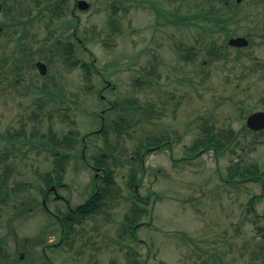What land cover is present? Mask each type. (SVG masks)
Returning <instances> with one entry per match:
<instances>
[{
	"label": "rangeland",
	"instance_id": "1",
	"mask_svg": "<svg viewBox=\"0 0 264 264\" xmlns=\"http://www.w3.org/2000/svg\"><path fill=\"white\" fill-rule=\"evenodd\" d=\"M63 1L45 0L38 8L28 1L32 15L39 13L23 34L25 42L22 38L31 60L48 65L42 81L52 79L59 88L43 85L41 95L33 86L28 89L38 74L27 66L26 96L10 103L0 94V194H7L0 201V264H264L258 229L264 227V185L259 177L244 179L233 171L235 162H242L264 172V130L246 126L250 112L264 110V0H86L91 7L78 10V26L69 8L49 22L41 5L60 11ZM112 7L122 10L113 17ZM208 10L216 18L237 11L240 20L216 24L203 19ZM226 24L228 30H220ZM76 26L82 44L72 34ZM9 31L17 41L20 30ZM237 35L250 44L230 46L228 39ZM210 41L220 47L214 51L218 57L208 55ZM11 43L6 47L0 41V54L10 52ZM142 77L151 80L145 87L136 85ZM46 91L61 93L60 101ZM125 99H138V110L118 103ZM103 109H108L104 128L107 119L118 121L121 115L133 126L122 134L110 128L106 135L104 129L97 133ZM144 112L154 114L148 119ZM24 118L27 131L39 127L49 143L52 135L72 132V146L57 147L67 155L65 167L54 166L55 156L39 137L14 144L16 153H3L9 146L3 135L7 126L18 127ZM229 131L242 143L219 153L202 143L209 133L222 140ZM77 136H85V142ZM146 136H168L173 142L170 150L163 140L161 148L142 155L143 165L136 153ZM105 158L115 180L111 196L101 212L64 234L65 240L76 239L72 247L56 246L62 227L42 209L39 188L46 180L40 178L59 173L67 186L60 192L76 206L95 187V171L86 161L98 167L102 160L98 172L105 179ZM132 175L136 186L130 188ZM26 182L33 184L11 189ZM135 189L138 196L131 202L126 196ZM145 197L150 201L142 205ZM58 203L50 198L46 205L53 211ZM131 207L137 209L136 235L125 226Z\"/></svg>",
	"mask_w": 264,
	"mask_h": 264
},
{
	"label": "flooded vegetation",
	"instance_id": "2",
	"mask_svg": "<svg viewBox=\"0 0 264 264\" xmlns=\"http://www.w3.org/2000/svg\"><path fill=\"white\" fill-rule=\"evenodd\" d=\"M28 1H30L31 5L33 6V8H36V6L38 5V3L40 2H44L45 0H0L1 4H2V8L0 9V12L3 11L4 12V19L3 21H0V27H1V31H0V35H4L6 34V37L3 38L0 37V41H2L4 46H11V42H14V45L11 47V51L10 52H6L4 51V54H0V94L2 95V98L7 102H15V100L18 102L21 101V97L26 96V84H24L27 79V66L28 68H30L31 70H33L34 68H36V72L38 74L37 78L34 79V75H32V82L29 84V88L31 89L32 86L34 88V92H39L40 95L41 93H43V85L45 86H56L57 83L55 81H53L52 79L48 81H42L43 75H41L37 69V62L39 60H31V58L28 56L27 51H26V45H25V38L23 37V33L22 31L24 30V28L28 27L29 25L32 24V19H34V17H36L38 15V12L35 15H32V10L30 5H28ZM53 3H56L57 1L60 0H50ZM79 1L80 0H64L63 1V5H58V9L61 11H66L67 13H69V11L71 12V15L76 16L77 18V26L79 25V15L78 10L80 12H83L80 8H79ZM73 3V6L70 8V4ZM46 4V3H45ZM45 9L44 12H46L47 17L49 18V22H52L55 15L53 13V10H57L56 8L54 9L53 5L50 7L48 5H46L45 7H43ZM69 8V11H68ZM49 9V10H48ZM52 10V11H51ZM26 15L28 16L26 18ZM51 17V20H50ZM47 18V19H48ZM48 22V23H49ZM9 29H14L15 31L17 29L20 30V34L17 36L18 40L16 41V37L15 35H12L11 33H9ZM22 38H24V42H22ZM79 42L82 44V40L79 39ZM1 45V44H0ZM1 47V46H0ZM8 49V48H7ZM1 51V49H0ZM29 57V58H28ZM29 61V63H28ZM35 66V67H34ZM34 71V70H33ZM35 72V71H34ZM48 76V75H47ZM46 76V77H47ZM39 80V81H38ZM48 83H50V85H47ZM31 87V88H30ZM17 98V99H16ZM248 117V116H247ZM27 119L24 118L23 120H21L19 123H17L18 127H14L12 125H8L7 126V137L9 138L8 140L5 138V141L9 142V149L11 150H4L3 153L7 154L9 152H13L16 153L18 148L16 149L12 147L11 144H16L20 143V140H27V138L24 136L27 133ZM38 120V119H35ZM19 124V125H18ZM97 133H100L99 130H97ZM34 133L38 136H41V132L39 130V127L36 126ZM35 135V136H36ZM85 136L82 137V141L85 142ZM18 141V142H17ZM166 144L164 143V145L168 146L167 150H170V147L172 146V139L169 137L168 139L165 140ZM154 150H157L159 148H161L162 146L160 145H155L153 146ZM11 153V154H13ZM100 157H102V154L100 155ZM87 163V168L89 169H93L95 171V175H94V179H95V187L93 192L88 196V198L86 200H84L81 203H78L76 206L72 205V198L71 197H66L64 196L59 189H63V188H67V186L65 184H63L62 178L60 179H56L55 183H53L52 185L55 186V188H53V190L49 191V193H47V197L48 196H52L53 199H55V201H57V203L60 201L61 203H58L56 205L55 210H50L49 208H47V210L54 216V218L59 222V224H61L62 230H61V238L60 241L58 243H56V246H61V243L67 242L70 244H74L75 243V238L73 236V238H67L65 240V235L64 234H68V232H74V226H75V221L78 220L81 216L77 215V213L79 212V207L81 205H92L93 207H99L102 205L101 201H102V196L105 193V189L102 188V175H99L100 170H102V160L100 162V165L98 167L96 166H92L90 163ZM111 176V175H110ZM132 187L136 186V184L134 183L133 185H130ZM129 186V187H130ZM21 189V187H20ZM131 197L128 198L127 196V200H130L131 202H134L135 198L138 196L137 194V190L135 189V193H130L128 194ZM149 198H140V203H145V202H149ZM63 205V206H62ZM138 208H144L142 206L137 207ZM131 208H129L130 211ZM101 212V211H100ZM133 216V215H132ZM133 219L129 222L126 223L127 225L125 226H131L133 229L132 232H135V226L136 224H138L137 222V218L135 219V223L132 222ZM69 232V233H70ZM63 242V243H64ZM62 243V244H63Z\"/></svg>",
	"mask_w": 264,
	"mask_h": 264
},
{
	"label": "trees",
	"instance_id": "3",
	"mask_svg": "<svg viewBox=\"0 0 264 264\" xmlns=\"http://www.w3.org/2000/svg\"><path fill=\"white\" fill-rule=\"evenodd\" d=\"M221 3H224V1L225 0H219ZM237 4V3H236ZM39 5H40V3H38V7H39ZM51 7V6H50ZM110 10L112 11L111 13H112V15L114 14V16L113 17H115V15H117L118 14V12L120 11V10H122V9H118V8H116V7H112V8H110ZM41 11H42V13L45 11V9L43 8V7H41ZM52 11V10H51ZM53 13H54V15L55 16H58L59 15V13L56 11V10H53ZM217 13H221L220 11H217ZM218 14H216L213 10H208V11H206L205 13H203V15H202V17H203V19H205V20H208V21H215L216 22V24H218L220 21H225L226 23H238V21L240 20V19H238V17H237V11H235V12H233V13H231V14H229L227 17H220L221 15H219V18H216V16H217ZM54 16V17H55ZM110 26L111 27H113L114 28V30L116 31L117 30V28H115L116 26H115V19L114 18H112L111 20H110ZM26 31H27V28L25 29ZM217 30V29H216ZM220 30H228V28H227V24H226V26H225V28H223V27H220ZM212 32V31H211ZM218 32H219V30H218ZM216 47H218V49L220 48L219 46H218V44L215 42V41H210V43H209V48L207 49L208 50V55L209 56H216V57H218L217 55H215L214 54V51H215V49H216ZM71 49V48H70ZM190 51V50H189ZM71 52V51H70ZM69 52V53H70ZM217 52V51H216ZM67 53H68V48H65L64 49V52H63V54H65V55H67ZM187 55L186 56H189V54L190 53H186ZM190 57V56H189ZM66 58V57H65ZM187 58V57H186ZM150 72V71H149ZM152 74H154V72L153 73H150V75L152 76ZM150 78L148 77H145V78H137L136 79V85L137 86H140V85H143V87H145V85H147L148 83H150ZM141 87V86H140ZM129 102H126V99L125 100H121L120 102H118V103H120V104H122V105H127V107L131 110V111H137L138 110V105H139V103H137L138 102V99H131V100H128ZM117 108V103H114V109H116ZM151 108H152V105H151ZM154 108V107H153ZM162 111V109L159 111V112H161ZM150 113L151 112H149V114L147 115V112H144V116L146 117L147 116V118L149 119V118H151L152 116H153V114H151V116H150ZM142 115V114H141ZM116 118H117V116H116ZM121 118V120H118V121H116V120H112V119H107V120H110L109 122H108V124L106 125V127L104 128V131H103V134H105L106 135V133L108 132V131H110L109 130V128L111 129V131H114V132H117L118 134H122L123 132L125 133V130H126V128H131V126H133V124L134 123H132V119H128V120H124V118H125V116H123V115H121V117H119V119ZM251 132V131H250ZM229 134H228V136L229 137H227V134L225 135V137L226 138H224V139H222V140H220L219 138H218V136L216 135V134H211V133H209V134H207L206 135V137H205V139H202V143L204 144V145H207V146H213L214 148H215V150L219 153V152H221L222 150H228L229 149V145H231L233 142L238 146L239 144H241L242 142L241 141H239L238 139L237 140H235L234 139V137L236 136L235 134H234V132L233 131H229L228 132ZM252 133H255V132H252ZM261 133V132H260ZM256 134V133H255ZM162 138V137H161ZM71 138L69 137V136H67L66 135V137H64V138H56V137H52L50 140L52 141V142H47V145L50 147V148H54V147H59V146H65L68 142H69V140H70ZM159 140H161L160 138L159 139H153V138H150V137H148V136H146V138L144 139V140H141L140 141V143H139V150H137V153L136 154H140V152H141V150L143 149V148H146V147H148V146H150V145H153V144H157L158 143V141ZM230 140V141H229ZM45 141V140H44ZM144 153H145V150H144ZM107 154V153H106ZM65 157H61L60 159L63 161V159H64ZM140 162V161H139ZM141 163V162H140ZM60 164L61 165H63L61 162H60ZM65 165V164H64ZM243 167V168H242ZM106 170H107V176L105 177V179H103L102 180V183H105V185H107L106 187V191H105V193L103 194V196H102V201H103V199L106 197H108L109 195H110V193H111V190H112V187H113V185L115 184V180L113 181L112 179H111V177H110V175H109V173H110V168H109V166L107 165V167H106ZM230 170V172L232 171L231 170V168L229 169ZM233 171H234V173H236L238 176H240V177H242V178H244V179H246V177L247 178H260V181L263 183V185H264V172H262V171H260V167L259 166H257V164H249V165H247V164H243L242 162L240 163V162H235V165H234V168H233ZM235 176V175H234ZM47 178H46V182H52V180H50L49 178H48V176H46ZM234 180V179H233ZM232 180H230L229 179V182H231ZM48 184V183H47ZM1 197L2 198H5L6 196L5 195H3V196H0V201H1ZM254 203H255V197H253L252 199H250V205H251V210H254ZM96 209H98V208H96V207H93L92 205H90V206H88V205H81L80 207H79V212L77 213V215H80L81 217L77 220L78 222H82V220H83V218L85 217V216H88V215H91L92 213H95L97 210ZM134 210V209H133ZM133 210H131L130 212H131V214H133L132 212H133ZM130 217L131 218H129L128 216H127V220H129V219H131L132 220V216L130 215ZM130 220V221H131ZM259 229V234H261L262 236H264V227L263 228H258ZM263 250H264V244H263ZM264 252V251H263ZM260 253V252H259Z\"/></svg>",
	"mask_w": 264,
	"mask_h": 264
},
{
	"label": "water",
	"instance_id": "4",
	"mask_svg": "<svg viewBox=\"0 0 264 264\" xmlns=\"http://www.w3.org/2000/svg\"><path fill=\"white\" fill-rule=\"evenodd\" d=\"M80 7L85 9L88 7V3H86L85 1H81ZM0 8H1V4H0ZM0 30H1V27H0ZM229 44L233 45V46L242 47V46H247L249 44V40L244 36L232 37L229 40ZM39 66L44 72L45 71V65L42 63H39ZM108 84H110V83L108 82ZM247 126L251 130H262V129H264V111L253 112L247 119Z\"/></svg>",
	"mask_w": 264,
	"mask_h": 264
}]
</instances>
